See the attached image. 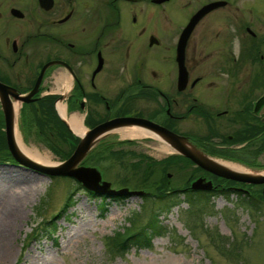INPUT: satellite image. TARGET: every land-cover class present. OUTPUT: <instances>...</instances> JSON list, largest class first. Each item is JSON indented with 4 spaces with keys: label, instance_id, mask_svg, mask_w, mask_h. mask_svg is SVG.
<instances>
[{
    "label": "flooded vegetation",
    "instance_id": "af4514ba",
    "mask_svg": "<svg viewBox=\"0 0 264 264\" xmlns=\"http://www.w3.org/2000/svg\"><path fill=\"white\" fill-rule=\"evenodd\" d=\"M205 8L181 47L183 31ZM18 21L30 33L19 44L12 38ZM33 32L43 62L24 88L15 67L23 59L30 73ZM0 38V83L20 96L43 66L58 62L23 107L45 91L42 98L55 97L65 117L83 115L89 129L130 118L205 153L217 143L221 150H213L243 152L251 165L264 153V0H0Z\"/></svg>",
    "mask_w": 264,
    "mask_h": 264
},
{
    "label": "rangeland",
    "instance_id": "374dc122",
    "mask_svg": "<svg viewBox=\"0 0 264 264\" xmlns=\"http://www.w3.org/2000/svg\"><path fill=\"white\" fill-rule=\"evenodd\" d=\"M25 25L26 21H18L15 26L17 32L12 38L18 44L30 34ZM32 34L35 37L28 51L30 73L25 76L23 59L15 67V71L27 79L21 81L24 88L34 82L43 62L40 34ZM1 42L3 38H0ZM62 82L66 85V79L61 81L59 78L57 83ZM55 102L50 103L56 116L68 133L78 138L67 120L75 116L81 123L83 115L72 113L65 120L59 110L60 107L64 111L63 107ZM36 104L33 107L20 105L16 132L26 149L47 155L54 163L52 166H56L65 162V157L69 158L78 144L72 152L71 138L63 139L54 120L42 118L34 108ZM4 129L1 123L0 142L2 132L5 136ZM92 129L83 126L85 133ZM187 143L208 157L239 164L253 173L264 172V153L251 165V158H242L243 152L213 150H221L215 148L217 143L206 145L211 150L208 153L202 150L201 144ZM5 144L6 150L0 152V159L9 153L6 138ZM160 145L159 139H128L120 132H109L96 142L80 166L96 169L101 182H107L113 190L140 193L121 196L125 197L123 202L107 206L104 215L98 210L99 202L89 199L86 190L75 179L50 177L16 167L9 154V158L0 162V227L5 226L9 232L12 255L3 261L0 245V264H264V185L220 178L176 151L170 154L159 152L157 147ZM198 179L203 180L201 184L211 183L212 190L196 191V201L183 202L170 213L162 212L159 217L162 230L154 238L151 248H132L125 253L113 248L110 238L129 228L132 214H136L135 226L140 228L153 212H159L161 203L150 194L169 189L186 192L192 190L191 185ZM79 187L83 189L77 190ZM71 193H75V207L66 213L61 212ZM146 194L149 196L142 197ZM249 196L253 198L254 207L243 202ZM12 204L19 206L17 213H12ZM55 216L58 217L57 241L30 242L32 230Z\"/></svg>",
    "mask_w": 264,
    "mask_h": 264
},
{
    "label": "water",
    "instance_id": "95a60500",
    "mask_svg": "<svg viewBox=\"0 0 264 264\" xmlns=\"http://www.w3.org/2000/svg\"><path fill=\"white\" fill-rule=\"evenodd\" d=\"M41 1V0H40ZM210 8L202 9L198 12L190 23L187 25L186 29L183 31L181 39V47H183L185 41L191 34L197 21L205 14ZM58 62L50 63L42 67L40 74L38 75L34 87L31 92L25 96H20L15 89L5 86L0 83V101L2 104V112L4 116L5 125V138L7 143L8 151L13 158V160L21 167L28 168L37 171L41 174L47 176H61L69 177L75 179L80 183L86 190L93 192L98 195H112V196H127L140 194L139 192H131L128 190L116 191L110 188V184L107 182H101V177L99 172L94 168H87L80 166L81 162L86 158L89 152L93 149L94 145L98 140L106 135L109 131L121 127L134 126V123L139 124L138 121L132 120L130 118L117 119L110 122L101 124L90 131H86L84 135L81 136L80 142L78 143L74 153L63 163L56 166H43L37 164L31 159L24 156L17 148L14 139V110L10 97L15 101H19L22 104H29L35 100V95L39 92V88L43 79V74L45 70ZM147 128H150L154 135L159 136V138L168 141L176 149V152L182 157L190 159L192 162L197 164L203 170L224 178L227 180H232L235 182L245 183V184H263L264 176L262 175H247L242 173H237L208 161L207 158L197 156L193 152L189 151L183 143H187L186 139L178 136L162 127L157 125L147 123ZM203 180L198 179L192 185L191 189L195 191H210L212 190L211 183L201 184Z\"/></svg>",
    "mask_w": 264,
    "mask_h": 264
},
{
    "label": "trees",
    "instance_id": "16d2710c",
    "mask_svg": "<svg viewBox=\"0 0 264 264\" xmlns=\"http://www.w3.org/2000/svg\"><path fill=\"white\" fill-rule=\"evenodd\" d=\"M49 100H55V97L50 98H41L37 101L36 106L34 107L36 110H38L39 115H42V118L46 119H52L55 122V125L59 127V130L62 132V138L69 137L71 138V144L70 149L73 152L76 145L79 142V139L76 137L71 136L63 123L60 121V119L56 116L52 103L48 102ZM49 103V104H48ZM33 107V106H31ZM1 123H3V120L1 119ZM45 124V123H44ZM42 125V124H40ZM6 150V144H5V136L2 132L1 142H0V152ZM9 153L2 159H0V162H3L7 159ZM9 158V157H8ZM68 159V157H65ZM183 159V158H181ZM83 189L82 187H79L77 190ZM228 190V189H227ZM226 190V191H227ZM216 191V190H215ZM161 192V191H160ZM196 192L193 190H187L182 191L179 189H169L162 193H159V191L154 195L150 194V196L157 197V199L161 203V207L159 209V212H153L151 214V217L146 222L145 225L141 226L140 228H136L135 226V217L136 214H132L129 218V228H124L123 232H117L114 234L113 238H110V241L112 243V246L114 249H116L120 253H125L128 250L132 248L136 249H149L152 246L154 238L160 233L162 230V222L159 220V217H161L162 212H168L174 208L179 207L183 202L190 203L193 201H196ZM145 194V193H144ZM225 194L224 192L222 193ZM86 195L89 199L93 201H97L98 203V210L100 214L106 213L107 206H109L112 203H122L125 197L121 196H107V195H97L92 192L86 191ZM143 195V194H142ZM75 193H71L67 200L65 205L63 206V210L61 212L66 213L71 208L75 207V201H74ZM149 195H144L142 197H147ZM205 197V196H204ZM253 198L245 197L243 199V202L248 204L250 207H254V202L252 200ZM58 217H53V219L48 221H42L34 230H32V237L29 238V241H42L43 239L48 240H55L56 238V231H57V222Z\"/></svg>",
    "mask_w": 264,
    "mask_h": 264
},
{
    "label": "bare ground",
    "instance_id": "6f19581e",
    "mask_svg": "<svg viewBox=\"0 0 264 264\" xmlns=\"http://www.w3.org/2000/svg\"><path fill=\"white\" fill-rule=\"evenodd\" d=\"M13 109H14V122H15V124H14V133H15L14 139H15V143H16V146H17L18 150L24 156H26L27 158L31 159L32 161H34V162H36V163H38L40 165L52 166V164H54V163L50 162V160H49L50 158L47 155L39 154L36 151H32L34 149L29 150V149H26L24 147L21 138H19L18 135H17L16 127H15L16 126V121H17L16 118H17V115H18L19 110H20V102L17 101L16 103H13ZM59 110L63 114H65V112L60 107H59ZM67 122H68L69 127L75 133L80 134V135H84L85 134V130H83V126L79 122V119L77 117H75V116L71 117L69 120H67ZM109 132H120L122 134L123 138H128V139H140V138H145L146 136H149V135L150 136H155V138H157V139H159L161 141V145L157 147L159 152H165L167 154H170V153H172V152L174 153L176 151V149L172 146L171 143L159 138V136H157V135H153L152 133H150V131H147V130H145L143 128H140V127H136V126L135 127H121V128H116V129H114L112 131H109ZM108 133H106V134H108ZM183 145L185 147H187L189 151L193 152L197 156L207 158L208 161L212 162L213 164H216V165L221 166L223 168H226L228 170H231V171H234V172H237V173L247 174V175L264 174V172H262V173H255L254 172L253 173L249 169H246V168H244L243 166H241L239 164L232 163V162H229V161H226V160H223V159L208 157V156L202 154L200 151L196 150L193 146H191L188 143H183ZM27 195H29V193H27ZM6 205H7V203H6ZM12 205H14V209L12 210V213L13 214L17 213L18 210H19V206L16 205V204H12ZM0 228H1L0 232L2 233L1 236H0L1 237V241H0L1 253L3 254L2 257L4 258L3 261H5V260L8 259V257L10 255H12L11 254L12 253V249H11L10 241L8 239V236H9L8 230H6L5 226H1Z\"/></svg>",
    "mask_w": 264,
    "mask_h": 264
}]
</instances>
